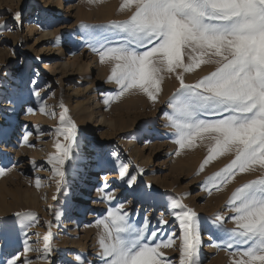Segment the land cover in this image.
Masks as SVG:
<instances>
[{"label": "rangeland", "instance_id": "374dc122", "mask_svg": "<svg viewBox=\"0 0 264 264\" xmlns=\"http://www.w3.org/2000/svg\"><path fill=\"white\" fill-rule=\"evenodd\" d=\"M22 3L21 23L13 16ZM124 4L125 0H0V24L7 22L0 27V218L21 213L20 222L25 223L9 242L0 240V261L21 254L20 264H101V237L105 244L115 242V232L110 240L99 223L109 202L100 199L97 207H89L102 175L113 190V206L123 202L137 225L149 217L159 232L157 243H167L166 233L179 236L174 219L179 209L169 207L179 200L198 214V264H233L239 258L234 248L225 246L229 233L218 229L214 218H228L223 228L233 229L232 193L264 177V170L259 165L253 166L255 171L237 170L220 183L211 178L235 158L234 151L209 160L202 170L209 154L207 141L197 140L176 154L178 137L165 116L178 118L166 103L179 87L175 73H161L156 102L131 89L101 105L102 94L114 96L119 88L108 81L111 64L101 63L92 50V26L127 19L131 13ZM214 68L201 64L184 73V81L194 84ZM97 112L110 125L97 127ZM73 131L76 144L73 158L67 159ZM120 165L137 177L135 191L120 182ZM145 192L150 195H142ZM44 207L49 208L46 214ZM161 218L167 221L163 230L157 223ZM84 224L89 227L86 233ZM179 243L176 239L159 250L168 258L164 264H179ZM137 264L151 261L142 258Z\"/></svg>", "mask_w": 264, "mask_h": 264}, {"label": "snow or ice", "instance_id": "6c2138e0", "mask_svg": "<svg viewBox=\"0 0 264 264\" xmlns=\"http://www.w3.org/2000/svg\"><path fill=\"white\" fill-rule=\"evenodd\" d=\"M122 7H129L127 19L92 26V50L101 63L111 64L108 81L119 88L104 100L105 105L131 89L156 102L161 73H175L179 87L166 103L178 118L165 116L178 137L176 154L186 146L193 147L197 140L207 141L209 154L202 170L209 160L234 151L235 158L211 178L220 183L229 181L237 170L255 171L254 165L264 170V0H125ZM23 14L22 3L13 19L22 23ZM201 64L215 68L196 83H185L184 73ZM70 127L74 128L73 122ZM70 137L67 159L73 158L76 133L70 132ZM118 178L135 191L137 177L129 175L127 165L119 166ZM97 190L104 193L100 199L109 202L99 223L110 240L115 232L114 243L105 244L103 237L99 241L104 250L101 264H137L142 258L164 264L168 258L159 250L171 247L176 239L180 241L179 264H198L202 232L195 211L173 200L169 207L179 209L174 219L180 234L166 233L167 243H157L159 232L152 228L149 217L143 218L142 225L131 222L123 202L113 206L115 197L106 181ZM229 204L235 227L224 229L228 218L220 215L215 216L214 224L229 233L225 246L234 248L233 255L239 257L233 264H264V177L238 187ZM21 215L0 218V240L9 242L16 228L25 226ZM157 223L163 230L167 221L161 218ZM20 261L21 254H16L0 264Z\"/></svg>", "mask_w": 264, "mask_h": 264}, {"label": "bare ground", "instance_id": "6f19581e", "mask_svg": "<svg viewBox=\"0 0 264 264\" xmlns=\"http://www.w3.org/2000/svg\"><path fill=\"white\" fill-rule=\"evenodd\" d=\"M65 64H67V63H65ZM65 64H63L62 65V67H64L65 68ZM68 67V66H67ZM70 68V67H69ZM101 101H102V103H101V105L102 106H107V105H105V103H104V100L106 99V97L102 94L101 95ZM96 105H98V104H95V106ZM92 112V111H91ZM98 113V119H97V123H98V125H97V127L99 126V125H104V124H107V125H110V121L109 120H106V118H104V116L102 117V113L100 114V112H97ZM82 121H83V119H81ZM112 123V122H111ZM66 143V142H65ZM130 141L128 142V144L130 145ZM62 151V150H61ZM20 154V153H19ZM60 168V167H59ZM80 168V167H79ZM86 171V170H85ZM81 173V172H80ZM101 184L102 183H104L105 182V178L103 177V175H102V177H101ZM99 187H97L96 188V190H95V196L93 197V202H92V204L91 205H89V207H97L98 206V203H99V200H100V198H101V194H102V192H100V191H98L97 189H98ZM85 190L84 189H82V192H84ZM27 197H26V201H27ZM34 199V198H33ZM30 200V199H29ZM77 202H80L81 201V197H79V198H77V199H75ZM31 201V200H30ZM49 208L48 207H44V210H43V214H46L47 213V210H48ZM80 208H78V209H76V215H78V214H80ZM93 218H92V214H91V216L89 217V220H92ZM88 229H89V227H88V225H85L84 224V226H83V231H82V233H86L87 231H88ZM90 231V230H89Z\"/></svg>", "mask_w": 264, "mask_h": 264}]
</instances>
